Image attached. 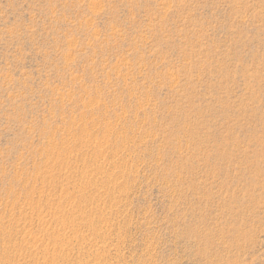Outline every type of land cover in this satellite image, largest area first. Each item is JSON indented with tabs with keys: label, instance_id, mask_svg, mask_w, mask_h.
Instances as JSON below:
<instances>
[{
	"label": "rangeland",
	"instance_id": "374dc122",
	"mask_svg": "<svg viewBox=\"0 0 264 264\" xmlns=\"http://www.w3.org/2000/svg\"><path fill=\"white\" fill-rule=\"evenodd\" d=\"M0 264H264V0H0Z\"/></svg>",
	"mask_w": 264,
	"mask_h": 264
}]
</instances>
